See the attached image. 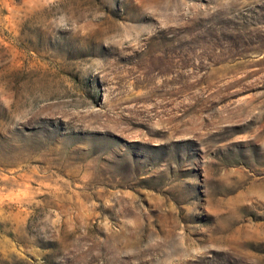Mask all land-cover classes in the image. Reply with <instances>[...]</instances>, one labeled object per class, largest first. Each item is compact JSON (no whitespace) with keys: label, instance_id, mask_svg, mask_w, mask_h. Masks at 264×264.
I'll return each instance as SVG.
<instances>
[{"label":"rangeland","instance_id":"obj_1","mask_svg":"<svg viewBox=\"0 0 264 264\" xmlns=\"http://www.w3.org/2000/svg\"><path fill=\"white\" fill-rule=\"evenodd\" d=\"M0 264H264V0H0Z\"/></svg>","mask_w":264,"mask_h":264}]
</instances>
